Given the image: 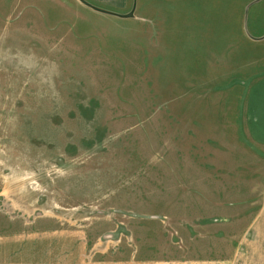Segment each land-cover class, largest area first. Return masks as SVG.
<instances>
[{"label":"rangeland","instance_id":"obj_1","mask_svg":"<svg viewBox=\"0 0 264 264\" xmlns=\"http://www.w3.org/2000/svg\"><path fill=\"white\" fill-rule=\"evenodd\" d=\"M83 1L105 13L0 0V236L71 235L76 264H264L228 229L261 197L231 193L262 178L230 175L229 123L264 126V0Z\"/></svg>","mask_w":264,"mask_h":264},{"label":"crops","instance_id":"obj_2","mask_svg":"<svg viewBox=\"0 0 264 264\" xmlns=\"http://www.w3.org/2000/svg\"><path fill=\"white\" fill-rule=\"evenodd\" d=\"M263 0H251L250 8L256 3H261ZM249 8V10H250ZM252 10V13L249 14L248 21L252 20L251 28L255 29L256 35L264 36V30H261V25L254 23L258 18L264 13H258L261 10ZM263 20V17L261 18ZM263 24V22L261 21ZM247 28V26H246ZM248 30V29H247ZM263 39V38H262ZM261 40V38H260ZM241 95H246L242 93ZM250 109V108H249ZM235 111V110H234ZM231 110L230 114L234 112ZM246 109L242 115L237 116L236 113L233 115V118L230 119L229 123V143L232 150V155L229 158V171L230 175L237 180L238 176L247 177L248 175L254 174L252 172V166H256V174L262 178L260 191L258 187H255L253 190L251 186H248L247 189L243 191V187L235 186L232 190V194L238 195H261L259 199V208L255 217L249 222L247 219L243 220V223H239L237 217L233 219L230 217L228 224L229 235L233 236L229 238V242H244L246 243V248H251L253 243L264 242V126L263 121L259 116H252ZM256 120V131L257 135L260 134V137L257 139L260 145V149L255 151V154L251 153L250 144L252 142L253 133L255 130L252 126ZM259 132V133H258ZM237 189L239 191L237 192ZM249 199V197H248ZM238 208H232L237 212ZM248 211L247 207L241 208V210ZM30 231L26 235H12L6 234L0 236V264H76L78 259V250H76V243L71 242V235L63 236L60 232L52 231ZM33 232V233H32ZM66 237V238H64ZM72 245V250L71 249ZM260 252V251H259ZM258 251L246 250L245 255L252 258V255L260 254V257L264 256L263 252L259 253ZM237 252L229 251L227 258H233L236 256ZM67 255V260L65 262L61 261L62 256ZM222 257V255H218ZM80 257L82 255L80 254ZM85 264L84 262H82ZM138 264H194L184 261H172V262H145ZM195 264H212L209 262H198ZM231 264H235L231 263Z\"/></svg>","mask_w":264,"mask_h":264},{"label":"water","instance_id":"obj_3","mask_svg":"<svg viewBox=\"0 0 264 264\" xmlns=\"http://www.w3.org/2000/svg\"><path fill=\"white\" fill-rule=\"evenodd\" d=\"M81 1H82V3H83L84 5H86V6H88V7H92V6H90L88 3H86L85 1H83V0H81ZM92 8H93L94 10H96V11H99V12H103V13H105L104 10H101V9H98V8H94V7H92ZM133 11H134V9H132L131 12H130L129 14H127V15H123V16H121V17H123V18H130V17H132Z\"/></svg>","mask_w":264,"mask_h":264}]
</instances>
